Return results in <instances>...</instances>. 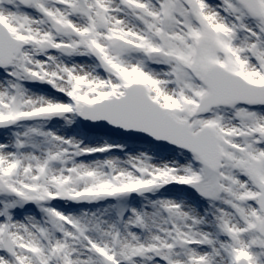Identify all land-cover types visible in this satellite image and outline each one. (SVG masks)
Instances as JSON below:
<instances>
[{"label": "snow or ice", "instance_id": "6c2138e0", "mask_svg": "<svg viewBox=\"0 0 264 264\" xmlns=\"http://www.w3.org/2000/svg\"><path fill=\"white\" fill-rule=\"evenodd\" d=\"M0 264H264V0H0Z\"/></svg>", "mask_w": 264, "mask_h": 264}]
</instances>
